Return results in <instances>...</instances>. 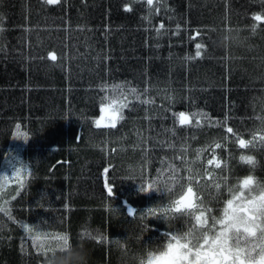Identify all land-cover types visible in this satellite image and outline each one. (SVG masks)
<instances>
[{"label": "trees", "instance_id": "trees-1", "mask_svg": "<svg viewBox=\"0 0 264 264\" xmlns=\"http://www.w3.org/2000/svg\"><path fill=\"white\" fill-rule=\"evenodd\" d=\"M256 14L264 0H0V187L6 158L25 161L0 190V264H148L171 235L202 233L186 213H145L183 197L205 146L228 165L203 170L230 186L264 179ZM113 101L116 127H97ZM197 192L203 226L219 225L226 196Z\"/></svg>", "mask_w": 264, "mask_h": 264}, {"label": "flooded vegetation", "instance_id": "flooded-vegetation-1", "mask_svg": "<svg viewBox=\"0 0 264 264\" xmlns=\"http://www.w3.org/2000/svg\"><path fill=\"white\" fill-rule=\"evenodd\" d=\"M218 174L219 177L202 191L207 195L212 193L219 194V197L226 196L219 205L215 206L220 213L219 216L215 215L222 220L225 216L228 201L233 200L234 197H239L234 201L236 207H247L249 212L234 213L239 219L231 222L230 250L227 246V236L221 239L220 244L213 245L211 242L219 233L225 230L220 224L216 225L214 223V225L198 228L203 232L188 236L185 240L191 247L184 250V264H225L224 257L220 254L222 250L229 256L227 264H233L232 256L234 255L237 259L240 255H243L247 264H262V257H264V199H261V197H264V179L255 180L252 178L253 182L248 188L241 191V182L244 179H241L239 184L230 186L232 181L236 183L239 181L228 177V171L218 172ZM210 212L215 213L213 209H210ZM250 217H254V219ZM244 228L251 230L253 235L249 236ZM237 249H239V252H237Z\"/></svg>", "mask_w": 264, "mask_h": 264}, {"label": "snow or ice", "instance_id": "snow-or-ice-1", "mask_svg": "<svg viewBox=\"0 0 264 264\" xmlns=\"http://www.w3.org/2000/svg\"><path fill=\"white\" fill-rule=\"evenodd\" d=\"M45 2L47 4H55L58 3L59 0H45ZM148 5H152L153 4V0H146ZM125 11H131V8L126 6L125 7ZM253 20L256 22H260V23H264V14H256L253 16ZM259 26V23H255L252 25V31L253 33L256 32L257 27ZM164 25L161 24L160 28H163ZM196 57H200L201 56V49H202V45L200 43L196 44ZM51 59L55 60L56 57L54 54H50ZM116 102L113 101V103L111 105H109L108 107H110L112 109V115L109 118V124L106 125L108 127L111 128H115L116 127V122H117V118L119 115L118 109L115 106ZM105 109H102V111H104ZM122 119V117H120ZM179 121L181 124H186L189 122V117L181 112L179 113ZM96 126L100 127L101 126V121L97 120L96 122ZM19 125H17V129H19ZM227 132L228 133H232L233 129L231 127L227 128ZM260 139H264L262 137H260ZM239 145L241 148H244L247 146V143L244 139H239L238 141ZM216 147H220L219 144L216 145ZM242 160H247V162L254 164V161H251L249 158H245L242 157ZM252 178L251 177H247L245 178L242 182H241V191H243V189L248 188V186L252 183ZM112 189L108 188V192L109 194H111ZM239 197H234L233 200L228 201L227 204V208H226V212H225V216L222 220L218 221V223L225 229L223 232L219 233L218 236L213 239L211 242L213 243V245H217L221 243V239L225 236L228 237L227 240V246L228 249H231V231H232V227H231V222L233 220H238L239 217L235 216L234 213L235 212H249V209L247 207H243V208H237L234 201L237 200ZM261 199H264V197H261ZM170 208L174 207V211L176 213H181V214H188V216H190L191 218H193L196 222L197 226H203V222L206 219L205 213L202 209H198L197 204L195 202V197H194V192L189 189L187 191V194L183 197H181L180 199L175 201L174 206L170 205ZM128 213L130 216L135 215V211L131 208L128 209ZM156 214V210L155 209H148L147 212L145 213V215H155ZM167 215V210H164V213H162V217L166 218ZM253 218L254 217H250ZM244 231L248 233L249 236L253 235V232L251 230H249L248 228H244ZM58 239H67L66 236H61ZM186 238L180 237L178 235H171L170 237V242L167 244L166 246V250L160 252L159 255H153V254H149V260H148V264H157V262H159V264H161L162 261H166L168 259H170L173 256H178L183 250L188 249L191 247V245L189 243L185 242ZM237 252H239V249H237ZM225 260V264H227V261L229 259L228 254L225 251H221L220 253ZM232 261L233 264H247L245 258L243 255H240L239 259L236 258V256H232Z\"/></svg>", "mask_w": 264, "mask_h": 264}, {"label": "rangeland", "instance_id": "rangeland-1", "mask_svg": "<svg viewBox=\"0 0 264 264\" xmlns=\"http://www.w3.org/2000/svg\"><path fill=\"white\" fill-rule=\"evenodd\" d=\"M112 103L113 102H109V103H107L106 105L103 106L102 109H105V110L101 111L100 116L97 118V120L101 121V123H102L101 125H103L104 123H109V118L112 115V109L110 107H108V106L111 105ZM119 104H120L119 102H116V104H115L116 108L118 109V112L120 111V105ZM260 137L264 138V133H258L256 135H254V137L252 138L251 141L253 143H258L261 140H264V139H260ZM225 140L220 138L219 141H218L219 145L224 146L225 145ZM247 144H249V142ZM206 150H207L206 146L202 147L197 152V154L194 157L188 158V160H193L194 161L193 163H196V162L199 161V166L196 165L197 169L195 167H193L194 164L190 163V170H189V172L194 171V174L197 173L198 179H197L196 183H194V181L190 180V183H188L187 186H186V189L188 187L189 189H191L194 192L195 202L197 204L198 209H199V200H198V196H196V190L198 189L199 193H200L206 188V187L199 186L202 183L204 184V182H202V178H201L202 174L206 172L207 179H215L217 177L216 176V172H211V170H203L202 166L204 164H206V163H207V166H211L210 163H212V164H214V167L218 166L220 168H223L224 166L228 165V164H226V162H223L221 160H212L213 159L212 156H210V158L209 157L204 158V155H201V154L203 152H205ZM11 160L7 162V166H6L5 171H4V176L6 177V179L9 178V177L12 178L13 177L12 175H15L17 173V171L22 166H23V168H25V161L21 158V156H19L16 160H13L12 162H11ZM212 161H220V162H212ZM186 189H185V192H186ZM0 190H2V186L0 187ZM185 192H184L183 196H185L187 194ZM171 204H172V206H174L175 201H173ZM169 206L170 205H164V206L155 207L156 214H162V213H164V210H167L168 213H176L174 211V207L170 208ZM205 216H207L206 213H205ZM206 224H207V222H205V225ZM183 257H184V250L178 256H173V257H171L170 259H168L166 261H162L161 264H184Z\"/></svg>", "mask_w": 264, "mask_h": 264}, {"label": "clouds", "instance_id": "clouds-1", "mask_svg": "<svg viewBox=\"0 0 264 264\" xmlns=\"http://www.w3.org/2000/svg\"><path fill=\"white\" fill-rule=\"evenodd\" d=\"M2 178V177H0ZM157 264H159V262H157ZM262 264H264V257H262Z\"/></svg>", "mask_w": 264, "mask_h": 264}]
</instances>
